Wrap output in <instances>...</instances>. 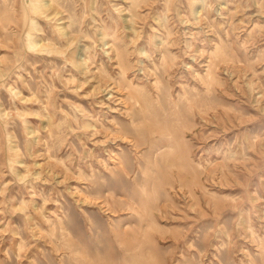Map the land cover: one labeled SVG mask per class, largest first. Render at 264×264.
<instances>
[{"label":"rangeland","instance_id":"rangeland-1","mask_svg":"<svg viewBox=\"0 0 264 264\" xmlns=\"http://www.w3.org/2000/svg\"><path fill=\"white\" fill-rule=\"evenodd\" d=\"M52 1L0 0V264H264V0Z\"/></svg>","mask_w":264,"mask_h":264},{"label":"bare ground","instance_id":"bare-ground-1","mask_svg":"<svg viewBox=\"0 0 264 264\" xmlns=\"http://www.w3.org/2000/svg\"><path fill=\"white\" fill-rule=\"evenodd\" d=\"M27 2H28V8H29V10L33 13V14H36V15H44V16H46V17H48L55 9H54V3H55V1H54V3H53V1L52 0H26ZM58 1V0H57ZM63 1L64 0H62L61 2L63 3ZM132 1V0H131ZM136 1V0H135ZM60 2V1H59ZM69 2V1H68ZM73 2V1H72ZM201 2V1H200ZM259 2V1H258ZM61 3V4H62ZM70 3V2H69ZM224 3V2H223ZM9 4V3H8ZM56 4V3H55ZM65 4V3H64ZM71 4V3H70ZM134 4V3H133ZM206 4V3H205ZM6 5H7V3H6ZM57 5V4H56ZM136 5H138V4H136ZM57 6H59V5H57ZM65 6H67V5H65ZM64 6V7H65ZM85 7V6H84ZM101 7V6H100ZM66 8H68V7H66ZM81 8V7H80ZM94 8H95V6H94ZM66 10V9H65ZM74 10V9H73ZM81 10H82V8H81ZM102 10V9H101ZM131 10V9H130ZM202 10H204V9H202ZM223 10V9H222ZM67 11V10H66ZM197 11V10H196ZM131 12H132V10H131ZM65 13V12H64ZM84 13V12H83ZM100 13V12H99ZM133 13V12H132ZM132 13H131V15H132ZM135 13V12H134ZM133 13V14H134ZM98 14V13H97ZM163 14V13H162ZM222 14V13H221ZM68 15H71V14H69L68 13ZM82 15V14H81ZM99 15V14H98ZM24 16V15H23ZM73 16V15H72ZM24 17H26V16H24ZM34 17V16H33ZM71 17V16H70ZM117 18V17H116ZM71 19V18H70ZM73 19V18H72ZM71 19V20H72ZM71 20H70V22H71ZM74 20V19H73ZM101 20V19H100ZM42 21V20H41ZM77 21V20H76ZM97 21V20H96ZM98 22V21H97ZM102 22V21H101ZM80 23H82V20H81V22ZM165 23V22H164ZM29 24V23H28ZM76 24L77 23H75V26H76ZM73 25V24H72ZM72 25H70L71 27H72ZM78 25V24H77ZM24 27V26H23ZM22 27V28H23ZM40 27L42 28V26L40 25ZM69 27V26H68ZM31 28V27H30ZM73 28V27H72ZM75 30V29H74ZM78 30H79V28H78ZM10 31V30H9ZM36 31V30H35ZM72 31V30H71ZM7 33H9L8 31H6ZM79 32V31H78ZM86 32H87V30H86ZM114 32V31H113ZM32 33V32H31ZM58 33V32H57ZM73 33V32H72ZM75 33V32H74ZM36 34V33H35ZM41 34V33H40ZM76 34V33H75ZM89 34V33H88ZM91 34V33H90ZM116 34V33H115ZM87 35V34H86ZM47 36V35H46ZM88 36V35H87ZM92 36V35H91ZM26 37H28V36H26ZM29 38V37H28ZM121 39V38H120ZM163 39H165V38H163ZM62 40V39H61ZM50 41V40H49ZM128 41V40H127ZM7 42V41H6ZM51 42H53V41H51ZM8 43V42H7ZM12 43V42H11ZM20 43V42H19ZM30 44L31 45H33V46H44V44H42V40L40 39V40H37V39H31L30 40ZM7 45H9V44H7ZM23 46H25V45H23ZM63 46V45H62ZM226 46V45H225ZM21 47V46H20ZM114 47V46H113ZM226 47H228V46H226ZM28 48V47H27ZM41 48H43V47H41ZM215 48V47H214ZM145 49V48H144ZM34 50V49H33ZM117 50V49H116ZM147 50H148V48H147ZM15 51V50H14ZM213 51V50H212ZM211 51V52H212ZM220 51V50H219ZM219 51H217V52H219ZM226 51V50H225ZM115 52V51H114ZM214 52H216V50L214 51ZM92 53V52H91ZM213 53V52H212ZM220 53V52H219ZM215 54V53H214ZM221 54V53H220ZM33 55V54H32ZM150 56V55H149ZM38 57V56H37ZM41 57V56H40ZM44 57V56H43ZM49 57V56H48ZM52 57V56H51ZM87 57V56H86ZM118 57V56H117ZM214 57H215V55H214ZM39 58V57H38ZM59 58V57H58ZM218 58V57H217ZM5 59V58H4ZM4 59H2V60H4ZM33 59V58H32ZM54 59H55V57H54ZM162 60H163V58H162ZM5 61V60H4ZM161 61V60H160ZM163 62V61H162ZM6 63V62H5ZM160 63V62H159ZM208 63V62H207ZM215 63H216V61H215ZM15 64H16V62H15ZM219 64V63H218ZM65 65V64H64ZM212 65V64H211ZM211 65H210V67H211ZM7 66V65H6ZM10 66V65H9ZM20 66V65H19ZM164 66V65H163ZM102 67V66H101ZM213 67L215 68V66H214V64H213ZM99 68V67H98ZM207 69L209 68V66L208 67H206ZM212 68V67H211ZM10 69V68H9ZM103 69V68H102ZM5 70V69H4ZM74 70V69H73ZM8 71V70H7ZM106 71V70H105ZM208 71V70H207ZM209 71L211 72V69H209ZM208 71V72H209ZM214 71V70H213ZM19 72V71H18ZM205 73V72H204ZM13 74V73H12ZM22 75V74H21ZM63 75V74H62ZM206 75V74H205ZM16 76H18V75H16ZM72 76V75H71ZM105 76V75H104ZM212 76V75H211ZM216 76V75H215ZM10 77V76H9ZM40 77V76H39ZM111 77V76H110ZM199 77H201V76H199ZM208 77V79L210 78L209 76H207ZM206 78V77H205ZM74 79V78H73ZM76 79V78H75ZM221 79V78H220ZM201 81H202V79H200ZM220 81H222V80H220ZM46 82V81H45ZM1 83V82H0ZM154 83V82H153ZM156 83V82H155ZM204 83V82H203ZM216 83V82H215ZM205 84V83H204ZM219 84V83H218ZM27 86V85H26ZM41 86H43V85H41ZM53 86H54V84H53ZM28 87V86H27ZM183 87V86H182ZM49 88V87H48ZM41 89V88H40ZM140 90V89H139ZM212 90H213V88H212ZM208 91V90H207ZM46 93V92H45ZM43 94V93H42ZM185 94V93H184ZM13 95V94H12ZM48 95V94H47ZM11 96V95H10ZM25 96V95H24ZM37 96V95H36ZM16 99V98H15ZM15 101V100H14ZM13 101V102H14ZM23 104V103H22ZM33 104V103H32ZM60 106V105H59ZM51 108V107H50ZM5 109V108H4ZM45 109V108H44ZM62 109V108H61ZM56 112V111H55ZM44 114H45V112H44ZM68 114V113H67ZM77 114V113H76ZM74 115H75V112H74ZM47 116V115H46ZM76 116V115H75ZM59 117H61V116H59ZM76 118V117H75ZM0 119H1V117H0ZM52 119V118H51ZM64 119V118H63ZM87 119V118H86ZM62 120V119H61ZM60 120V121H61ZM73 120H76V119H73ZM90 120V119H89ZM60 121H58V123L60 122ZM31 122V121H30ZM61 123V122H60ZM57 124V123H56ZM73 124V123H72ZM181 126H182V124H180ZM179 125V126H180ZM5 126V125H4ZM51 126V125H50ZM53 126H55L54 124H53ZM61 126V125H60ZM63 126V125H62ZM72 127H73V125H72ZM186 127V126H185ZM56 128V127H55ZM61 128V127H60ZM187 128V127H186ZM57 129H58V126H57ZM59 130V129H58ZM75 130V129H74ZM5 131H6V129H5ZM53 131V130H52ZM59 132V131H58ZM52 133V132H51ZM55 134V133H54ZM49 135V134H48ZM52 135V134H51ZM53 136V135H52ZM257 137V136H256ZM17 138V137H16ZM254 140V139H253ZM46 144V146H47V143H45ZM19 147V146H18ZM255 147V146H254ZM251 148H253V147H251ZM21 149V148H20ZM254 150H255V148H254ZM253 150V151H254ZM55 153V152H54ZM239 153V152H238ZM48 155H50L49 153H48ZM53 155V154H52ZM167 155V158L169 157V154L168 153H166L165 154V156ZM236 155V154H235ZM24 156V155H23ZM237 156V155H236ZM25 157V156H24ZM54 157V156H53ZM60 158V157H59ZM61 159V158H60ZM168 159H170V158H168ZM120 161V160H119ZM169 162V161H168ZM11 163V162H10ZM62 164H64L63 163V161L61 162ZM119 164V163H118ZM166 164H167V162H166ZM10 169V168H9ZM11 170V169H10ZM170 170V169H169ZM190 170V169H189ZM191 171V170H190ZM199 174V173H198ZM48 179V178H47ZM181 181V180H180ZM16 183V182H15ZM186 183V182H185ZM17 184V183H16ZM16 184H13V185H16ZM190 184V183H189ZM45 185V184H44ZM186 185H187V183H186ZM187 186H189V185H187ZM6 188V187H5ZM8 188V187H7ZM192 188V187H191ZM10 191V190H9ZM40 192V191H39ZM8 193V192H7ZM16 193V192H15ZM194 193V192H193ZM23 194V193H22ZM16 199V198H15ZM14 200V199H13ZM12 200V201H13ZM6 201V200H5ZM11 201V202H12ZM2 202V201H1ZM7 202V201H6ZM22 202V201H21ZM38 202V201H37ZM40 206H41V204H40ZM10 216V215H9ZM19 226V225H18ZM17 226V227H18ZM28 226V225H27ZM19 231V230H18ZM21 232V231H20ZM19 236V235H18ZM11 237V236H10ZM21 239V238H20ZM3 246V245H2ZM18 247V246H17ZM7 249V248H6ZM5 249V250H6ZM23 249V248H22ZM56 249H58L57 247H56ZM9 250V249H8ZM18 250H19V248H18ZM7 254V253H6ZM18 256V255H17Z\"/></svg>","mask_w":264,"mask_h":264}]
</instances>
